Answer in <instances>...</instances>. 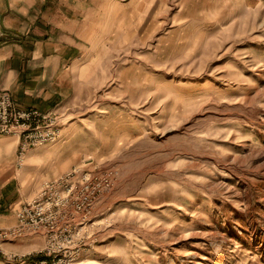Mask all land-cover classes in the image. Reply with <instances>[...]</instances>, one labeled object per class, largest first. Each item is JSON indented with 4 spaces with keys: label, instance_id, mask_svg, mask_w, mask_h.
<instances>
[{
    "label": "rangeland",
    "instance_id": "374dc122",
    "mask_svg": "<svg viewBox=\"0 0 264 264\" xmlns=\"http://www.w3.org/2000/svg\"><path fill=\"white\" fill-rule=\"evenodd\" d=\"M131 2L84 60L80 99L46 111L58 140L19 166L0 135V153L17 143L0 155V185L19 180L5 209L64 177L62 212L80 210L0 264H264V0Z\"/></svg>",
    "mask_w": 264,
    "mask_h": 264
},
{
    "label": "crops",
    "instance_id": "0c3cea01",
    "mask_svg": "<svg viewBox=\"0 0 264 264\" xmlns=\"http://www.w3.org/2000/svg\"><path fill=\"white\" fill-rule=\"evenodd\" d=\"M0 23V86L20 108L64 112L82 95L84 60L93 59L114 32L127 29V0H0ZM6 142L10 150L1 153L9 155L17 143ZM43 152H30L29 161ZM14 181L19 183L14 177L0 185L3 226L16 222L5 209Z\"/></svg>",
    "mask_w": 264,
    "mask_h": 264
},
{
    "label": "built area",
    "instance_id": "2783aa9c",
    "mask_svg": "<svg viewBox=\"0 0 264 264\" xmlns=\"http://www.w3.org/2000/svg\"><path fill=\"white\" fill-rule=\"evenodd\" d=\"M2 36L4 30L0 24V37ZM60 126L61 121L56 114L18 108L10 94L0 88V135H13L19 139V166H22L24 156L31 147L57 141L61 135ZM64 179L61 177L44 182L38 195L16 210V223L3 226L0 222V251H4L5 244L37 234L50 242L54 239L52 232H65L63 221L78 219L79 208L74 207L68 213L62 212L67 207L73 189V186L69 188L65 184ZM77 255L72 252L70 261Z\"/></svg>",
    "mask_w": 264,
    "mask_h": 264
}]
</instances>
